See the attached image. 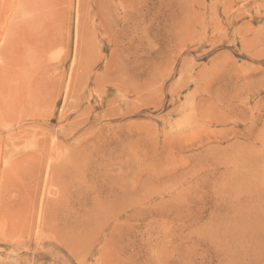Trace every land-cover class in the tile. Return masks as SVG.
Segmentation results:
<instances>
[{"label": "rangeland", "instance_id": "rangeland-1", "mask_svg": "<svg viewBox=\"0 0 264 264\" xmlns=\"http://www.w3.org/2000/svg\"><path fill=\"white\" fill-rule=\"evenodd\" d=\"M99 2L51 0L38 104L0 53V264H264V0Z\"/></svg>", "mask_w": 264, "mask_h": 264}, {"label": "bare ground", "instance_id": "bare-ground-1", "mask_svg": "<svg viewBox=\"0 0 264 264\" xmlns=\"http://www.w3.org/2000/svg\"><path fill=\"white\" fill-rule=\"evenodd\" d=\"M3 1L4 0H1L0 3V53L3 52L5 56H7L9 62H11L12 60L16 61L17 57L26 54L27 57L32 59L31 64L39 65L40 68V70L39 71L37 70V73H35V75L32 76V74L28 72L29 71L28 67L27 68L25 67L24 71L16 76V78L14 79L16 83H13L15 85H13L12 93H14V96L13 98H11L12 102L15 103L14 105L17 104L22 107L23 104L26 103L28 104L31 103L33 105L35 103L38 104V102H41L40 99L51 94V92L55 91V89L58 88V84L55 81V77L51 75V70L54 68V66L51 65L50 60L47 59V53L49 49L53 48L57 41L54 34L55 25L52 22V17H51L52 15L50 13L51 0H26V5H27L26 10H27V14L30 16L26 18L25 21H23L24 23L21 21H17V22L12 21V16L15 17L14 12L16 10L17 4H19L18 0H12L11 2L12 5L10 3V7L8 8V11L6 7L4 8ZM94 4L96 5V7L93 9L94 14L97 15L101 14V10H100L101 4L99 0L98 1L94 0ZM102 10H104V8ZM16 11L18 12V10ZM103 22L104 21H101L100 25L104 28L105 25L103 24ZM82 63H84V61ZM87 63L90 64L91 62L90 63L87 62ZM84 65L83 68H86L87 70V66L84 67ZM89 71H90V66H89ZM81 78L84 77L82 76ZM98 78L99 77H97L96 79ZM78 80L79 79H77V81ZM9 86L11 85L9 84Z\"/></svg>", "mask_w": 264, "mask_h": 264}]
</instances>
